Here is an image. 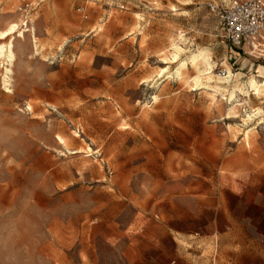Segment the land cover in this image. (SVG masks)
Instances as JSON below:
<instances>
[{
  "label": "rangeland",
  "instance_id": "rangeland-1",
  "mask_svg": "<svg viewBox=\"0 0 264 264\" xmlns=\"http://www.w3.org/2000/svg\"><path fill=\"white\" fill-rule=\"evenodd\" d=\"M227 1L0 0V264H264V39Z\"/></svg>",
  "mask_w": 264,
  "mask_h": 264
},
{
  "label": "built area",
  "instance_id": "built-area-1",
  "mask_svg": "<svg viewBox=\"0 0 264 264\" xmlns=\"http://www.w3.org/2000/svg\"><path fill=\"white\" fill-rule=\"evenodd\" d=\"M211 14L219 19L224 36L232 47L255 51L264 39V0H228L207 3Z\"/></svg>",
  "mask_w": 264,
  "mask_h": 264
},
{
  "label": "bare ground",
  "instance_id": "bare-ground-1",
  "mask_svg": "<svg viewBox=\"0 0 264 264\" xmlns=\"http://www.w3.org/2000/svg\"><path fill=\"white\" fill-rule=\"evenodd\" d=\"M17 31H19L20 34H23V31L19 30V24L16 22H13L11 24L8 25V27L3 30L0 31V40H4L9 36H12L13 34H15ZM179 36H182V32H180ZM12 42H9L7 44H2L0 45V55L1 56H6V58L8 59V62L11 63L13 58H14V53L12 51ZM183 49L177 45H173V55L177 56ZM3 62V61H2ZM190 62L191 65L196 67V69L198 70V74H196L193 78L192 81L194 82V85H198L200 83V80L204 77L207 80L212 79V68H213V64L212 61L210 60V57L208 55V53H206L205 51H199L195 54H193L190 58ZM224 62V61H223ZM202 64L203 66V70H199V65ZM225 64V63H224ZM6 70V69H5ZM228 71L230 73V70L228 68ZM219 80V79H218ZM256 86V81L252 80L251 81V87L254 88ZM220 88H224L223 86H217L213 88V94H212V98L215 101V94H217V92L219 91ZM225 89V88H224ZM238 89V88H237ZM240 90V89H238ZM262 88H259V92H262ZM221 96H225L224 94L220 93ZM156 99L154 98V101ZM228 102H230L232 108L234 109L237 105L240 106L241 105V100L238 99V94L236 93V91L234 92H228V98H227ZM237 111V110H236Z\"/></svg>",
  "mask_w": 264,
  "mask_h": 264
}]
</instances>
